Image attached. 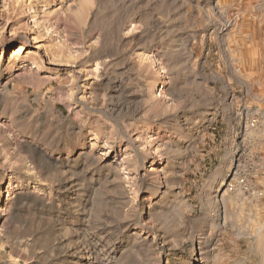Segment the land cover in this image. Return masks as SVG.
Listing matches in <instances>:
<instances>
[{
  "label": "rangeland",
  "instance_id": "374dc122",
  "mask_svg": "<svg viewBox=\"0 0 264 264\" xmlns=\"http://www.w3.org/2000/svg\"><path fill=\"white\" fill-rule=\"evenodd\" d=\"M0 264H264V0H0Z\"/></svg>",
  "mask_w": 264,
  "mask_h": 264
},
{
  "label": "bare ground",
  "instance_id": "6f19581e",
  "mask_svg": "<svg viewBox=\"0 0 264 264\" xmlns=\"http://www.w3.org/2000/svg\"><path fill=\"white\" fill-rule=\"evenodd\" d=\"M18 55V53L17 52H15L14 54H13V56L15 57V56H17Z\"/></svg>",
  "mask_w": 264,
  "mask_h": 264
},
{
  "label": "built area",
  "instance_id": "2783aa9c",
  "mask_svg": "<svg viewBox=\"0 0 264 264\" xmlns=\"http://www.w3.org/2000/svg\"><path fill=\"white\" fill-rule=\"evenodd\" d=\"M231 188V190H232V187H230Z\"/></svg>",
  "mask_w": 264,
  "mask_h": 264
}]
</instances>
